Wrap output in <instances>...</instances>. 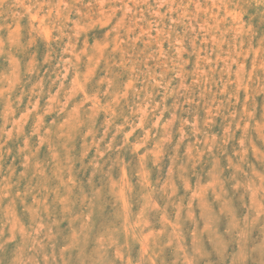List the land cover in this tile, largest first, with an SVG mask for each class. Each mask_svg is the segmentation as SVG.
<instances>
[{
  "label": "rangeland",
  "instance_id": "374dc122",
  "mask_svg": "<svg viewBox=\"0 0 264 264\" xmlns=\"http://www.w3.org/2000/svg\"><path fill=\"white\" fill-rule=\"evenodd\" d=\"M0 264H264V0H0Z\"/></svg>",
  "mask_w": 264,
  "mask_h": 264
}]
</instances>
